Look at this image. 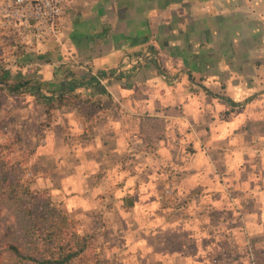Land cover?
Listing matches in <instances>:
<instances>
[{
  "label": "crops",
  "instance_id": "crops-1",
  "mask_svg": "<svg viewBox=\"0 0 264 264\" xmlns=\"http://www.w3.org/2000/svg\"><path fill=\"white\" fill-rule=\"evenodd\" d=\"M60 32L16 80L97 108L54 110L36 187L145 263L264 264V0H70Z\"/></svg>",
  "mask_w": 264,
  "mask_h": 264
},
{
  "label": "trees",
  "instance_id": "trees-1",
  "mask_svg": "<svg viewBox=\"0 0 264 264\" xmlns=\"http://www.w3.org/2000/svg\"><path fill=\"white\" fill-rule=\"evenodd\" d=\"M8 73L0 60V90L12 96H37L48 113L87 106L84 114L88 115L97 108L76 93L78 85L66 83L60 91L47 95L39 81L12 82ZM19 169L0 158V213L9 216L8 224L0 229V264H107L95 237L82 232L50 196L33 192L32 181Z\"/></svg>",
  "mask_w": 264,
  "mask_h": 264
},
{
  "label": "rangeland",
  "instance_id": "rangeland-1",
  "mask_svg": "<svg viewBox=\"0 0 264 264\" xmlns=\"http://www.w3.org/2000/svg\"><path fill=\"white\" fill-rule=\"evenodd\" d=\"M3 1L0 0V3ZM21 50L26 49L23 45L17 44L14 38L7 36L0 27V60L7 68L8 77L12 82L19 78L18 71L13 70L12 65L18 64ZM34 103L35 98L32 95L12 96L6 90H0V158L9 166L18 165L20 174L32 181L31 190L50 196L56 206L66 213L67 211L60 204L61 200L55 197L49 189L36 187V181L41 174V169L35 161L37 147L40 145L43 129L52 124L57 115L54 111L48 113L45 108ZM82 107V110L87 112V106ZM7 214V212L0 213L1 230L9 222ZM67 215L76 222L82 232L95 237L96 246L99 248L103 261L107 264H148L142 261V257L138 253L119 251L118 241L106 240L105 231L85 229L81 214L67 212ZM246 238L248 239V236ZM217 250L224 259L238 260L241 257L236 252L237 247L232 246L227 240L222 241ZM253 251L254 248L250 244L247 251L250 256V264L253 262Z\"/></svg>",
  "mask_w": 264,
  "mask_h": 264
},
{
  "label": "built area",
  "instance_id": "built-area-1",
  "mask_svg": "<svg viewBox=\"0 0 264 264\" xmlns=\"http://www.w3.org/2000/svg\"><path fill=\"white\" fill-rule=\"evenodd\" d=\"M69 2L70 0H4L0 3V27L25 49L49 40H58L61 34L60 22ZM142 60V57H136L130 62L138 64ZM85 65H89L88 62ZM162 77L164 80L169 79L166 73Z\"/></svg>",
  "mask_w": 264,
  "mask_h": 264
}]
</instances>
